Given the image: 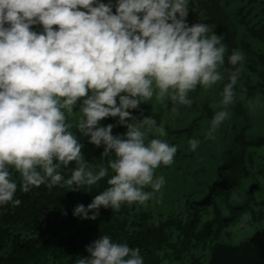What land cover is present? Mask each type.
I'll return each mask as SVG.
<instances>
[{
	"label": "clouds",
	"instance_id": "9594fccd",
	"mask_svg": "<svg viewBox=\"0 0 264 264\" xmlns=\"http://www.w3.org/2000/svg\"><path fill=\"white\" fill-rule=\"evenodd\" d=\"M190 2L0 0V206L21 203L13 171L25 193L41 185L86 188L107 177L108 187L87 207L74 208L73 215L85 219L95 220L101 206L118 210L156 197L166 183L156 169L172 165L178 149L161 138L165 129L153 116L138 119L129 110L167 97L178 114L193 103L191 92L223 79L228 52L207 23L189 25ZM244 59L237 49L227 55L232 70L221 94L224 110L215 111L205 139H215L229 117ZM107 117H118L126 133L101 126ZM74 128L104 146L106 164L85 160ZM199 144L190 139L189 150ZM73 163L66 178L62 169ZM87 252L75 264H144L138 247L108 235Z\"/></svg>",
	"mask_w": 264,
	"mask_h": 264
},
{
	"label": "trees",
	"instance_id": "16d2710c",
	"mask_svg": "<svg viewBox=\"0 0 264 264\" xmlns=\"http://www.w3.org/2000/svg\"><path fill=\"white\" fill-rule=\"evenodd\" d=\"M202 16L206 19L201 20ZM187 21L189 25L207 23L211 31L223 37L228 47L225 65L221 69L224 77L220 95L229 82L232 70L227 63V55L237 49L245 57L235 86L236 97L231 105L233 116L242 123L240 128L244 127L234 136L229 160L219 170V179L210 193L190 202L191 206L198 205V212L189 214L185 210L177 215L155 217L149 200L145 205L122 204L118 210L101 206L95 220L85 219L74 216V208L79 204L87 207L96 195L108 187L107 177L86 188L72 190L67 186L48 188L41 185L25 193L19 189V174L13 171L12 179L18 184L14 198L21 203L18 206L11 203L0 206V264H75L79 257L90 255L87 246L103 235L110 236L114 242L138 247L144 264L157 263L161 254L166 255L171 250L168 245L173 244L175 235L178 238L186 236L188 240L194 236L199 242L206 241L207 221H201L202 213L207 212L209 207L216 208L219 195H224L230 202L232 190L241 185L245 154L253 146L245 133L251 123L246 101L258 99L264 103V0H191ZM32 27L42 31V25ZM207 92L209 89L200 87L191 92L189 98L193 103L181 106L178 114L171 112L172 104L167 97L164 103L153 99L129 111L138 119L153 116L157 124L165 129L166 136L161 138L177 146L197 128L200 119L189 125L191 119L188 120V116L193 110L202 112L204 106L201 103L203 98L207 100ZM75 111L78 115V108ZM118 120V117H107L100 125L113 124V135H123L127 128ZM69 121L75 123L73 117H69ZM72 130L83 145L81 151L85 160L93 167L106 164L107 158L102 156L104 146L97 147L77 129ZM263 142L264 139H258L255 144ZM74 167L73 163L69 168L62 169V174L67 178ZM224 173L227 175L223 176ZM229 209L234 214V220L246 213L249 207L247 204L236 207L229 203ZM162 237H166V241L162 242ZM192 264H264V229L238 246L216 243L208 262L193 260Z\"/></svg>",
	"mask_w": 264,
	"mask_h": 264
},
{
	"label": "rangeland",
	"instance_id": "374dc122",
	"mask_svg": "<svg viewBox=\"0 0 264 264\" xmlns=\"http://www.w3.org/2000/svg\"><path fill=\"white\" fill-rule=\"evenodd\" d=\"M222 83L220 81L213 85L207 92V100L203 98L200 102L204 106L202 112L193 110L189 114V125L198 119L200 121L197 128L177 144L174 163L170 166L161 165L158 171L156 169V174L164 176L166 183L156 197L151 199L155 217L177 215L185 210L189 214L198 212V205L191 206L190 202L193 199L200 200L210 193L215 181L219 179V170L228 162L233 150V138L244 127L240 128L242 123L233 116L232 104L227 107L229 117L216 130L215 139H205L215 111L224 110L219 93ZM246 105L251 114V123L245 133L253 146L245 154L241 185L232 190L230 202L224 195H219L216 208L209 207L207 212L202 213L201 221H207L206 241L199 242L194 236L188 240L186 236L178 238L175 235L174 245H168L171 250L166 255L161 254L160 260L154 264H192L193 260L206 263L210 260L214 244L238 246L258 230L264 229V142L255 144L258 139H264V103L255 99L247 100ZM193 138L198 139L200 144L195 151H190L189 140ZM229 203L236 207L247 204L249 209L233 220L234 214L229 209ZM161 241H166V237H162Z\"/></svg>",
	"mask_w": 264,
	"mask_h": 264
}]
</instances>
